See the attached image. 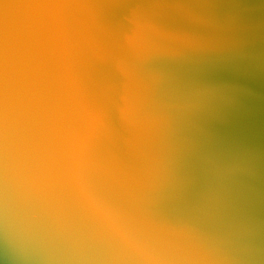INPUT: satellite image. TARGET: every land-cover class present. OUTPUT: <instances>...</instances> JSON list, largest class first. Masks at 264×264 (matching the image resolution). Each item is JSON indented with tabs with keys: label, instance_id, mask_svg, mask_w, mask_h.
<instances>
[{
	"label": "water",
	"instance_id": "water-1",
	"mask_svg": "<svg viewBox=\"0 0 264 264\" xmlns=\"http://www.w3.org/2000/svg\"><path fill=\"white\" fill-rule=\"evenodd\" d=\"M0 264H264V0H0Z\"/></svg>",
	"mask_w": 264,
	"mask_h": 264
}]
</instances>
